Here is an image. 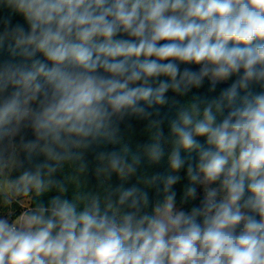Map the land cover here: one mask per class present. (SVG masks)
<instances>
[{"label":"clouds","instance_id":"clouds-1","mask_svg":"<svg viewBox=\"0 0 264 264\" xmlns=\"http://www.w3.org/2000/svg\"><path fill=\"white\" fill-rule=\"evenodd\" d=\"M0 9V264H264V0Z\"/></svg>","mask_w":264,"mask_h":264},{"label":"trees","instance_id":"trees-1","mask_svg":"<svg viewBox=\"0 0 264 264\" xmlns=\"http://www.w3.org/2000/svg\"><path fill=\"white\" fill-rule=\"evenodd\" d=\"M9 15L8 11L6 9H0V17H4ZM12 21L13 23H23V20L20 16L18 15H13L12 16ZM0 30H2V27H0ZM10 43V42H9ZM161 43H164V41H162ZM6 58H11V54H10V50L8 47V43L5 44L4 48L0 49V59H6ZM184 67H192V68H196L198 66L195 65H181V69H183ZM163 79V78H162ZM234 79V78H233ZM231 80L227 81V82H223L217 85V89L215 93H209L208 92V87H209V83L207 81H205V84L202 88L200 89H193L192 93H189V95L187 97H180V96H176L175 93H172L171 90L166 94L167 96H169L170 98L175 97V99L178 101V103L176 105H172L171 103L169 105H165L160 109L161 112V116L165 118V123L163 125L164 128V133L165 135L168 134V120L174 118L175 115V111L176 108L179 107L180 104H183L187 99H189L191 97V95L195 94V95H208L209 97L211 96H215L219 94V91L224 88L227 87L231 84ZM255 91H260V89H255ZM130 123L132 124L135 132L137 133L136 136L132 139H128L126 136L124 138V143H126L129 147V149L131 151H136V146L137 144L140 143H144L146 141V137H144L143 135H141L140 133L142 132V129L145 126V122L144 121H138L136 119H132L130 121ZM125 125L122 124L121 125V129H122V133L124 130ZM107 150H119L121 145L120 144H116V145H105L104 146ZM170 148L168 146L165 147V151H169ZM193 156H195V153L192 154ZM153 172L154 173H160V174H166L167 172V162H166V157L165 159L156 166H153ZM56 179H62V177H60L59 175L56 177ZM113 182L114 183H119L115 177H113ZM134 182V181H132ZM95 183V178L94 176H90V184H94ZM131 183V182H130ZM182 185H178L176 186V190H177V205L180 206L183 210L187 211L190 209V207L193 204H198L199 199H197V201H193L191 202V204H181L180 202V188ZM71 191L69 193L66 194V198H71ZM50 195H55V193H52ZM46 199V198H45ZM150 199L152 201V203H156L158 201H161L163 199V192H162V185L160 186V188H155L152 190V192H150Z\"/></svg>","mask_w":264,"mask_h":264},{"label":"rangeland","instance_id":"rangeland-1","mask_svg":"<svg viewBox=\"0 0 264 264\" xmlns=\"http://www.w3.org/2000/svg\"><path fill=\"white\" fill-rule=\"evenodd\" d=\"M178 208H181L180 206L177 205Z\"/></svg>","mask_w":264,"mask_h":264}]
</instances>
